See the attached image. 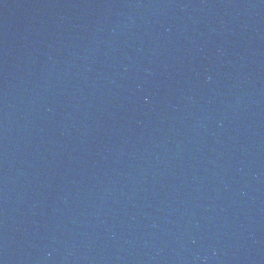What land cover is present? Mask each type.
Instances as JSON below:
<instances>
[{
  "label": "water",
  "instance_id": "water-1",
  "mask_svg": "<svg viewBox=\"0 0 264 264\" xmlns=\"http://www.w3.org/2000/svg\"><path fill=\"white\" fill-rule=\"evenodd\" d=\"M0 264H264V0H0Z\"/></svg>",
  "mask_w": 264,
  "mask_h": 264
}]
</instances>
